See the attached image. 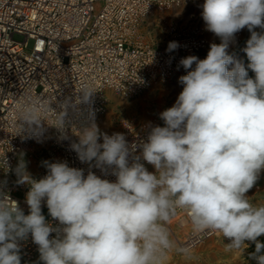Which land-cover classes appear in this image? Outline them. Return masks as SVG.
<instances>
[{"label": "clouds", "instance_id": "9594fccd", "mask_svg": "<svg viewBox=\"0 0 264 264\" xmlns=\"http://www.w3.org/2000/svg\"><path fill=\"white\" fill-rule=\"evenodd\" d=\"M201 7L205 30L220 43H211L204 59L189 55L179 61L187 71L179 77L182 91L159 114L163 126L148 123L146 141L130 145L123 133L101 132L90 117L71 144L89 165L86 176L57 159L43 161L47 174L36 179L21 157L15 172L17 183L29 187V214L0 192V264H21L19 242L29 234L42 264H168L173 251L190 258L191 247L171 238L169 225L180 212L194 233L229 240L226 251L254 244L249 257L264 264V203L247 195L264 171V0H204ZM245 28L247 66L229 53ZM179 47L171 41L166 51ZM95 92L84 86L74 102L65 99L59 111L53 109L51 126L63 138L69 108L90 103ZM18 108L21 134L39 135L44 106L29 97ZM136 148L140 155L132 154ZM0 165L8 170L6 159ZM92 167L110 169L115 182ZM42 202L57 226L42 214Z\"/></svg>", "mask_w": 264, "mask_h": 264}, {"label": "built area", "instance_id": "2783aa9c", "mask_svg": "<svg viewBox=\"0 0 264 264\" xmlns=\"http://www.w3.org/2000/svg\"><path fill=\"white\" fill-rule=\"evenodd\" d=\"M75 1L77 0H70V2L67 0H0V161L6 159L8 169L12 168L9 166L10 160L21 151L22 147L34 142L38 137L28 132L21 134L23 125L18 108L21 101L30 97L44 106L42 117H45L44 122H47L48 128L46 129V124H43L42 130H45L43 133L47 132L46 130L52 133L54 143L56 142L54 149L58 153L57 157L59 160H66L70 167L84 169L86 176L89 165L79 161L76 153L71 149V144L77 140L76 135L80 132L79 116L101 106L100 89L102 86L118 82L123 87L134 90L142 83H144L143 87L146 86L144 79L150 76L151 68L161 73L169 72L172 75L174 69L184 70L179 65L178 58L175 59L169 52L150 51L147 55L136 52L134 56L128 58L122 44L110 51L108 48L111 34L104 28L114 17L112 8L105 10L98 19L103 31L94 38V45L90 46L86 42L92 52L86 58H82L83 64L74 62L70 66L67 64V54L78 52L82 49L81 46L85 45L80 42L82 39L78 41L77 38L74 44L70 43L73 38L70 35L79 33L76 28L80 19L87 13L71 9V6L76 7L73 3ZM112 1L114 4L118 3V0H109V2ZM54 2L60 3L61 6V15L58 19L60 24H64V26L60 25L62 28L55 21ZM124 2L121 4H125ZM65 3L69 7L65 6ZM139 4L140 2L135 0L131 8L123 7L125 10L118 12L115 17L118 24L115 27L116 33L112 35L113 41L128 36L131 30L130 16L134 11L142 10ZM93 6H96L95 2ZM78 29L81 30V27ZM119 42L122 43L121 40ZM191 50L189 49L188 53L192 54ZM103 62L106 63V68L103 67ZM88 73L90 78L87 77ZM129 73L132 76H129ZM40 81L44 83V90L41 93L37 88ZM84 86L94 89L96 96L90 104L88 103V106L81 102L76 104L75 108H69L66 117L70 122L66 130L67 138H63L58 130L51 126L55 124L56 113L53 109L59 111V104L65 99L74 102ZM55 90L59 92L55 93ZM95 98L96 102L93 104ZM161 125L163 126V123ZM128 134L133 135L125 136L130 145L139 144L147 139V136H142L144 134L137 136L133 130H130ZM138 149L136 148L134 152ZM91 171L101 179H108L112 182L116 180V176L111 173L110 169L101 171L99 168L92 167ZM43 176L33 178L39 179ZM17 180L13 175V170L10 172L0 165V191L2 193L6 191V194L23 210L21 205L24 208L27 206L23 201L29 187L17 183ZM17 192H20L22 198L17 197ZM44 207H47L46 203L42 202V208ZM24 213L27 215L29 211ZM42 214L53 226L58 225V221L53 220L48 212ZM55 235L52 233L53 237ZM19 243L25 264H42L39 259L38 246L33 243L30 234L26 240Z\"/></svg>", "mask_w": 264, "mask_h": 264}, {"label": "rangeland", "instance_id": "374dc122", "mask_svg": "<svg viewBox=\"0 0 264 264\" xmlns=\"http://www.w3.org/2000/svg\"><path fill=\"white\" fill-rule=\"evenodd\" d=\"M56 1V0H54ZM140 2L139 6L144 5L145 2H150L151 5H154L152 8H160L158 10V17L154 18V20H143L139 23L138 34L135 37L134 35H130L128 33L126 37L122 39L112 40V35L116 33L115 27L118 24V21L115 19L118 12L120 10H125L123 7H132L133 1L124 2L123 0H118V3L114 4V1L109 2V0H77L75 6H71V9L79 10L80 12H87L86 15L80 19L78 27H81V30L76 28L79 33H75L74 35H70L72 38L71 42L74 44L76 42V38L78 41L80 39L81 43H85V45L81 46V50L78 52H71L67 54V59L70 66L73 65L74 62H79L83 64V57H87L92 51L90 50L87 43L92 46L95 43L94 38L99 36L98 34L102 33V28L98 23V19L103 15L105 10H109L112 8V13H114V17L111 18L104 30H107L111 37L109 40V50L113 51L117 45L122 44L124 53L127 54V57L134 56L137 53H143L147 55L150 51H164L167 52V46L169 42L176 41L179 43L180 47L169 53L175 59L178 58L180 61L182 58L190 55L188 53L189 49H192L193 52L191 55H195L200 59H204L207 56L209 51V47L211 43H220L218 37H216L213 33L205 30L204 21L201 17L202 12V4L204 0H138ZM70 2V0H67ZM95 2L96 6H93ZM125 4H121V3ZM56 11L55 21L58 23V26H64V24H60V20L58 17L61 15V6L60 3L54 2ZM65 6L69 7L68 4L65 3ZM161 6V7H160ZM113 16V15H112ZM75 22V19L73 23ZM61 25V26H60ZM132 26V24H130ZM131 31L136 30L137 28H130ZM256 31H261V29L257 28ZM137 31V30H136ZM120 33V32H118ZM250 38V32L247 28L241 30L236 35V41L229 47V53L235 54V56L242 60L247 66L248 60L246 54L242 51V49L246 46V41ZM119 40L122 41L119 42ZM87 42V43H86ZM189 46H192L189 48ZM72 48V47H71ZM187 48H189L187 50ZM200 51V53H198ZM110 61V60H108ZM103 67L106 68V63L103 62ZM108 65V63H107ZM195 65H193V68ZM183 68V67H182ZM103 71V68H101ZM185 72H187L184 69ZM182 71H176L174 74H168L166 76L158 77L157 81L152 84L147 90H144L138 94L130 95L127 97L117 96V101L115 102H106V107L103 112V116L101 120L105 125H100L99 129L101 132L107 133L111 135L114 132H120L124 135L128 134L130 130L133 131H143L147 128L149 122L151 124L163 123V121L159 118V114L165 109L173 106L175 103L179 93L182 91L183 85L179 83V77L182 75H186L187 73ZM249 77H254V73L251 69H248ZM129 76H132L129 73ZM86 77V76H85ZM87 77L90 78L89 73ZM86 77V78H87ZM87 78V79H88ZM44 83L39 82L37 85L38 92L41 93L44 90ZM58 90H55V93H58ZM95 93L91 98V101L95 97ZM73 97V95H71ZM96 102V98L93 101V104ZM88 106V103H85ZM90 104V103H89ZM91 104V105H93ZM91 117V116H90ZM88 117L87 119H90ZM99 118V117H98ZM92 119V117H91ZM89 121L85 122V124L89 123ZM136 132V133H137ZM46 136H51V134ZM53 138V137H52ZM38 142V141H36ZM51 138H46L42 143L38 146L31 147L30 150V159H32L31 163L28 162L27 155H21L17 162L13 167V175L16 179L18 176L16 175L15 168L18 164L21 157L26 162L27 171L33 176L38 177L41 175H46L47 170L42 166V162L45 160L55 161L53 156L47 153V151L54 152V146L52 145ZM34 148V149H33ZM27 150V149H26ZM55 153L57 151L55 150ZM140 155V154H139ZM57 158V157H56ZM145 168L149 172H154L155 169L152 165L148 164L146 161H142ZM131 162V159H130ZM40 174V175H38ZM1 192V191H0ZM6 193V191H4ZM17 197H21L20 192H17ZM247 195L250 199L253 200V203H264V171L261 172L260 178L257 184L251 189ZM24 212H28V205L24 208ZM47 207L42 208V213H47ZM174 221H172L173 223ZM171 223V224H172ZM180 229V231H179ZM177 232H176V231ZM171 238L174 240L176 245L178 246L179 242L183 239L185 233H182V229L179 227H175L171 230ZM173 233V234H172ZM173 235V236H172ZM175 235V236H174ZM178 235V236H177ZM176 237V238H175ZM178 238V239H177ZM260 241L264 243V236H261ZM230 241L224 238L221 234L217 233L213 238L206 241L201 246H198L194 250H192V255L190 258H185L175 251L169 253L168 263L170 264H256L255 260L250 259L249 253L255 251V245L249 242L248 246L245 245L239 251L229 252L225 250V244ZM172 258V259H171ZM170 260V261H169ZM21 264H23L21 259Z\"/></svg>", "mask_w": 264, "mask_h": 264}, {"label": "bare ground", "instance_id": "6f19581e", "mask_svg": "<svg viewBox=\"0 0 264 264\" xmlns=\"http://www.w3.org/2000/svg\"><path fill=\"white\" fill-rule=\"evenodd\" d=\"M175 1H177V0H175ZM153 6L154 5H151L150 2L149 3L145 2L142 7L140 5L142 10H138V11H134L133 12L132 16H130V21H131L130 23L132 24L131 28L132 27L134 29L137 28L136 29L137 31L136 30H134V31L130 30L129 31L130 35L132 34L135 37L137 36V34L139 33L138 32V29H139V25L138 24L141 23L143 20H152V19L154 20V18L158 17V14H159L158 10L160 8L154 9L155 7L152 8ZM38 47H40V46H38ZM200 51L201 50H199L198 53H200ZM178 70L182 71V72H185L183 69H174L173 71L176 72ZM185 73H187V72H185ZM168 74H170V73L169 72H167V74L166 73H161L158 70H155L154 68H151L150 76L147 79L146 78L144 79V81H146V86L143 87L144 83H142L139 87L135 88L134 90H132L130 88H125L118 82L107 83V85L104 84L102 86V88L100 89V93L102 95L101 106L98 107L97 109H93V110L89 111L88 113L81 114L79 116V120H78V127L80 128L82 124H85V122L89 121L90 119H87V118L90 117V116L92 117V119H94V121L98 125V127L100 125H105L106 126V124H104L105 121L103 122L101 120V117L105 114V113L103 114V112H104L105 107H106V102L110 101V102L113 103V102L117 101V99H116L117 96L127 97L126 94L128 96H130V95L138 94V93H140V92H142L144 90H147L149 87L152 86L153 83H155L158 80L157 79L158 77L166 76ZM42 119H44V121H45V117H42ZM44 121H42V125L46 124V129H47L48 128L47 122H44ZM153 125L162 126L161 123H156V124H153ZM43 131H45V130L41 131V133H40L41 135L40 134L39 135H35V136H38V137H36L37 139L34 142L27 144L25 147H22L21 151L18 152L14 156V158L10 160L9 166H12V168H13L14 164L17 162L18 158L21 155H27L28 156V162L31 163V161H32V159H30V154H31L30 150L31 149H29V148L35 147L38 144L40 145L42 143V141H44V139H46L48 137L51 138L52 143H53L52 145L54 146V144L56 142L54 143V138H52L53 137L52 133H50L49 130H46L47 132H44V133H43ZM147 132H148V128L144 129L143 131L137 132L136 135L139 136L141 134H144L142 136H147ZM46 134L47 135L51 134L52 137L51 136H46ZM125 136H133V135L126 134ZM36 141H38V142H36ZM141 151H142L141 149H138L136 152L133 153V155H139V154H141ZM47 153L52 155L54 160L59 159L57 157L58 154L55 153V150H54V152H52V150L51 151H47ZM12 168L11 169L9 168L8 171L12 172V170H13ZM23 203H26L25 199H24ZM173 221L174 222L169 225V228L171 230H173L175 227H179V228L182 229V233L183 234L185 233L183 239L178 243L179 244L178 246H186L187 245V246H190L192 250H194L195 248H197L198 246H201L202 244H204L206 241L210 240L211 238H213L217 234V233H213V232L194 233L192 231V226H191L190 222H188L187 216L183 212H180ZM179 231H180V229H179ZM20 256H21V252H20ZM21 259H22L23 264H25L22 256H21ZM168 264H170V263H168Z\"/></svg>", "mask_w": 264, "mask_h": 264}]
</instances>
